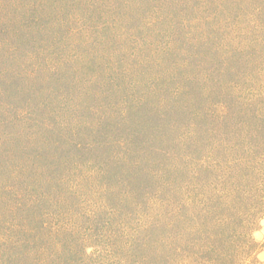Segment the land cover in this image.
Masks as SVG:
<instances>
[{
	"label": "rangeland",
	"instance_id": "obj_1",
	"mask_svg": "<svg viewBox=\"0 0 264 264\" xmlns=\"http://www.w3.org/2000/svg\"><path fill=\"white\" fill-rule=\"evenodd\" d=\"M176 229L264 264V0H0V264H165Z\"/></svg>",
	"mask_w": 264,
	"mask_h": 264
},
{
	"label": "trees",
	"instance_id": "obj_2",
	"mask_svg": "<svg viewBox=\"0 0 264 264\" xmlns=\"http://www.w3.org/2000/svg\"><path fill=\"white\" fill-rule=\"evenodd\" d=\"M176 231L178 232L174 233L178 237V240L185 239V243H183L184 247L180 248L179 246H172V248L167 249L168 252L165 255V264H195L198 258L202 259L203 261H197V263L209 264V261L213 258L212 256L219 249V245H217V243L219 242L215 239L216 236L214 237L213 235L212 237L207 238L206 243H204L206 244V248L202 250L203 246L196 245L199 240L197 239L198 234L196 235V232H194L195 230H187L183 233L180 229H176ZM208 240L210 241V243L208 242ZM138 247L139 248H136L137 254L135 255V257L139 258L134 260V264H153L150 263L149 260L146 261L144 257L142 258V255L144 256V252L146 250L144 251L142 247ZM188 260L190 262H188Z\"/></svg>",
	"mask_w": 264,
	"mask_h": 264
}]
</instances>
